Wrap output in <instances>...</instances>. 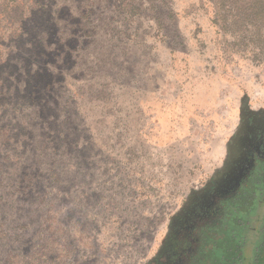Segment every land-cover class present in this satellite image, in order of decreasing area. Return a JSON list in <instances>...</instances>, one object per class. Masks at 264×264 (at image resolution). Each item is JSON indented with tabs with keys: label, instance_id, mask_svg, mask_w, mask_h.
<instances>
[{
	"label": "rangeland",
	"instance_id": "1",
	"mask_svg": "<svg viewBox=\"0 0 264 264\" xmlns=\"http://www.w3.org/2000/svg\"><path fill=\"white\" fill-rule=\"evenodd\" d=\"M213 13L0 0V264L170 262L204 188L264 132V14Z\"/></svg>",
	"mask_w": 264,
	"mask_h": 264
},
{
	"label": "flooded vegetation",
	"instance_id": "2",
	"mask_svg": "<svg viewBox=\"0 0 264 264\" xmlns=\"http://www.w3.org/2000/svg\"><path fill=\"white\" fill-rule=\"evenodd\" d=\"M248 129L235 165L176 232L168 264H264V132Z\"/></svg>",
	"mask_w": 264,
	"mask_h": 264
},
{
	"label": "trees",
	"instance_id": "3",
	"mask_svg": "<svg viewBox=\"0 0 264 264\" xmlns=\"http://www.w3.org/2000/svg\"><path fill=\"white\" fill-rule=\"evenodd\" d=\"M213 6V23L216 26H236L241 23L244 26H252L256 17L264 14V0H208ZM220 3L227 7L225 16H221ZM236 10V11H235ZM227 14L231 18L227 20ZM229 21V22H227Z\"/></svg>",
	"mask_w": 264,
	"mask_h": 264
}]
</instances>
